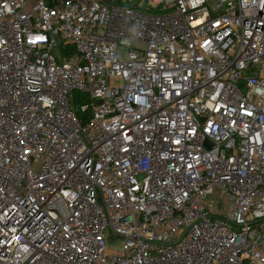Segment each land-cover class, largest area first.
<instances>
[{
	"label": "built area",
	"instance_id": "1",
	"mask_svg": "<svg viewBox=\"0 0 264 264\" xmlns=\"http://www.w3.org/2000/svg\"><path fill=\"white\" fill-rule=\"evenodd\" d=\"M0 264H264V0H0Z\"/></svg>",
	"mask_w": 264,
	"mask_h": 264
},
{
	"label": "trees",
	"instance_id": "2",
	"mask_svg": "<svg viewBox=\"0 0 264 264\" xmlns=\"http://www.w3.org/2000/svg\"><path fill=\"white\" fill-rule=\"evenodd\" d=\"M62 46V53L63 55H67L69 53H71L73 51V47L72 46H69V47H66L64 45H61ZM64 46V47H63ZM88 102V98L86 95H83L81 93H74V98L72 100V105L73 107L76 109L77 112H79L80 110V104L81 103H86Z\"/></svg>",
	"mask_w": 264,
	"mask_h": 264
},
{
	"label": "rangeland",
	"instance_id": "3",
	"mask_svg": "<svg viewBox=\"0 0 264 264\" xmlns=\"http://www.w3.org/2000/svg\"><path fill=\"white\" fill-rule=\"evenodd\" d=\"M56 53V52H55ZM56 55H57V53H56ZM119 56L121 57V58H125V56H126V52L125 51H120L119 52ZM110 244V246L112 247V248H120L121 247V244L118 242V243H109Z\"/></svg>",
	"mask_w": 264,
	"mask_h": 264
},
{
	"label": "water",
	"instance_id": "4",
	"mask_svg": "<svg viewBox=\"0 0 264 264\" xmlns=\"http://www.w3.org/2000/svg\"><path fill=\"white\" fill-rule=\"evenodd\" d=\"M105 1H110V0H105Z\"/></svg>",
	"mask_w": 264,
	"mask_h": 264
}]
</instances>
